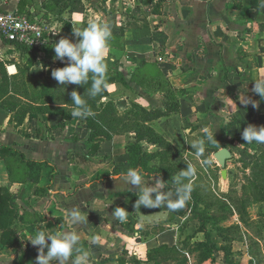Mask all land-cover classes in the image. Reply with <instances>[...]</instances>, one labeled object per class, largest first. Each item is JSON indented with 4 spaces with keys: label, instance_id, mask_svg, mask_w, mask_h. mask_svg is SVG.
Returning <instances> with one entry per match:
<instances>
[{
    "label": "crops",
    "instance_id": "1",
    "mask_svg": "<svg viewBox=\"0 0 264 264\" xmlns=\"http://www.w3.org/2000/svg\"><path fill=\"white\" fill-rule=\"evenodd\" d=\"M101 2L109 11L104 18L98 12L97 21L109 24L112 31L105 62L124 77L108 84L110 99L128 110L165 109L175 104V112L148 124L188 152L192 151V140L205 138V129L222 138L239 127L246 116L240 100L248 95L254 80L264 77V8L258 6L260 0ZM0 6L18 8L55 26L56 35L39 53L41 60L49 53L54 57L52 47L61 37L75 40L72 28H83L90 17L88 0H0ZM252 109V113L248 110L250 115ZM2 111L6 110L0 107ZM227 113L234 115L233 121L229 122ZM7 123L0 121V144H15L31 159L49 160L59 173L48 190L51 195L45 208L34 201V210L25 215L15 196L20 187L17 189L3 171L1 161L7 156L0 152V184L14 202L7 210L8 218L0 223V264H35L38 249L27 238L38 229L53 234L62 231L64 211L74 206L85 217V224L79 227L80 247L90 252L92 264H182L177 257L182 253L188 255L185 264L219 263L217 250L201 263L184 250L179 208L135 209V190L117 189L113 167L129 160L126 145L135 132L111 133L106 143L102 142L105 137L99 136L97 153L88 159L83 156L81 140L71 138L68 130L62 129L61 136L53 137L47 129V136H43L45 130L37 117L17 126L6 127ZM55 131L51 128V133ZM83 133V137L90 134ZM142 144L150 152L162 150L153 143ZM97 174L98 179H94ZM156 178L144 177L149 185ZM117 206L128 211L123 223L111 215ZM196 233L197 239H203L200 226ZM94 236L99 242L90 248Z\"/></svg>",
    "mask_w": 264,
    "mask_h": 264
},
{
    "label": "rangeland",
    "instance_id": "2",
    "mask_svg": "<svg viewBox=\"0 0 264 264\" xmlns=\"http://www.w3.org/2000/svg\"><path fill=\"white\" fill-rule=\"evenodd\" d=\"M88 4L90 17L88 16V22H84V27L89 22L98 20L96 17L98 12L99 17L104 18V14L109 11V6L102 4L101 0H88ZM0 54L4 59V62H0V107L6 110L0 113V121L8 120L6 127H11L17 126L22 119L25 121L29 118L31 121L37 117L43 132L45 130L43 136H47V129L53 137L61 136L62 129L66 132L68 130L71 138L81 140L85 158L91 159L96 155L98 145L101 143L98 137L92 142L88 140L89 136H81L84 131L83 134L90 133L91 127L96 123L95 120L93 119L91 123L87 118L81 119L71 115L73 106L70 93L75 89L83 95L86 90L85 85H68L64 92V89L59 88L61 86L51 76L53 68L63 67L66 62L55 60L49 53L42 60L39 54L31 63L23 53L8 47ZM45 62L48 66H45ZM11 63L17 64L19 72L15 75H10L15 72L14 66L9 67L11 73L5 68V65L8 66ZM251 89L248 90V95L255 94L256 96L252 98L259 100V96ZM83 98L88 101L90 108V104L96 99V97H87L86 93ZM112 101L116 105L119 104L116 110L120 118L130 116L138 119L139 114H136L135 109H125L121 106V102L116 99ZM101 107L98 105L99 110ZM247 107L253 110L251 104L245 106L246 116L239 127L229 130L228 135L222 138L215 137L217 141L214 144L206 142V145L210 147H205V151L200 156H196L193 151L181 150L174 144L175 142L170 141L171 147L162 158L163 164L171 170V173L167 175L170 184H172V176L187 167L185 160L190 162L196 170L191 180L193 198L179 208L178 215L183 218L180 225L184 229V250L188 251L191 257L196 256L195 259L199 263L203 262L201 256L203 249L205 250L207 246L203 245L206 242L205 235H201L203 239L196 238L198 226L201 228V221L192 212L194 206H198L207 216L204 227L211 234V242L218 244L219 252L216 254L220 260L217 264H264V144L255 142L244 144L245 141L241 135L242 130L249 123L256 126L264 125V102L260 103L258 109H254L253 115L248 113ZM44 111L50 113H41ZM128 111L129 115L126 114ZM32 112L38 113L36 117L32 115ZM233 116L228 114L229 122L234 120L231 118ZM139 122L138 120L119 121L115 122L113 128H138ZM102 123L103 128H109V123L106 121ZM49 124L52 127H49ZM51 128L56 131L51 133ZM36 134L40 136V132ZM107 139L109 138L105 137L102 142L106 143ZM195 141L197 140H192L190 143ZM95 145L96 151L92 153ZM222 148H227L231 152V156L224 165L216 157V153ZM159 161V159L156 160V162ZM1 162L4 164L3 171H6L9 180L16 184L17 189L20 187L15 196L20 199L23 214H31L34 210V201L39 202V207L44 209L51 195L46 185L48 166L33 164L27 167L16 157H7ZM223 170H226L225 175ZM94 179H98V174ZM171 252L167 253L168 258L171 257L169 256ZM180 255L177 254L178 260L185 264L189 260L188 255L186 253Z\"/></svg>",
    "mask_w": 264,
    "mask_h": 264
},
{
    "label": "clouds",
    "instance_id": "3",
    "mask_svg": "<svg viewBox=\"0 0 264 264\" xmlns=\"http://www.w3.org/2000/svg\"><path fill=\"white\" fill-rule=\"evenodd\" d=\"M264 8V0H260L258 5ZM72 35L75 40L69 37H61L52 47L54 49V59L66 61L65 66L52 69L51 76L64 92L68 85H87L91 74V86L84 92L87 97L95 98L101 95L108 87L106 82L107 65L105 63L109 51V41L112 31L109 24L93 20L85 27L72 28ZM252 92L259 96V100H254L247 94L240 103L244 106L251 104L254 109H258L261 102H264V77L254 80ZM63 92V93H64ZM77 90L70 93L72 111L71 115L86 119L94 113L89 107L88 101L83 98ZM244 144H264V125L256 126L249 123L242 130ZM215 132L205 129V138L191 143V149L200 156L205 151L206 142L216 143ZM187 167L178 171L172 176V186L174 192L169 191V184L162 178H156L154 183L148 184L144 177V170L137 167H129L126 171L112 175L117 181V189L120 191L135 190L137 199L135 209L141 206L146 208L167 207L174 211L183 207L190 198L192 191L191 180L196 174L195 168L190 162ZM122 181V184L120 183ZM128 211L124 207L117 206L111 213L116 221L123 223L127 218ZM65 225L62 231L53 234L44 230H37L35 234L27 238L31 245L38 249L35 264H92L89 251L80 247L81 236L79 227L85 224V217L75 206L64 211ZM99 237L94 236L89 245L96 246Z\"/></svg>",
    "mask_w": 264,
    "mask_h": 264
},
{
    "label": "trees",
    "instance_id": "4",
    "mask_svg": "<svg viewBox=\"0 0 264 264\" xmlns=\"http://www.w3.org/2000/svg\"><path fill=\"white\" fill-rule=\"evenodd\" d=\"M20 10V9H19ZM20 12L24 13V11L20 10ZM6 43H9L7 40H5ZM15 45V44H12ZM15 50L23 53L27 58L28 61L31 63L34 62L39 55L36 49H29L25 46L21 45H15ZM0 62H4V59H0ZM106 63V62H105ZM15 64L17 67L16 63H11ZM31 65V64H30ZM65 65V64H64ZM107 65V77H106V82L107 84L119 80V77L122 78L121 74H116L115 71H112L111 67L106 63ZM45 66H48L47 62H45ZM5 68H7V65H5ZM19 72L18 67H17V73ZM15 73V74H17ZM13 74V75H15ZM124 79V77L122 78ZM91 86V78H89V83L85 85L86 89L90 88ZM104 98H107V101H103ZM98 105L102 106L101 110L98 109ZM113 103L112 99H110V94L107 90V88L104 90V92L97 96L95 101L90 104L91 109L95 110L92 111L94 115L88 117V121L92 123L93 119L95 120L96 123L93 124L90 130L89 134V141H94L95 138L99 136H103L106 138H110L112 135L111 133H128V132H135V136L133 139H130L126 145V150L127 153L129 154V160L124 163H117L113 167V172L114 174L122 173L126 171L129 167H141L144 172L146 173L145 177H158L162 178L165 181H167V175L171 173V170L163 164L164 156H166L169 147H171V142L169 140V137L165 133H160L158 132L154 127H152L148 122H151L153 120H156L162 116L170 115L171 113L176 111V106L173 104L169 108L165 109H151L147 110L144 108H136L135 111L137 112L136 114L138 115L137 118H132L130 116H126L123 118H120L118 116V111L117 105ZM250 113L251 109H248ZM12 111H14L12 109ZM41 113H50L49 111H44ZM32 114H38V113H33ZM129 115V111L126 113ZM140 121V125L138 128H120V129H114L113 125H115V122L119 121ZM106 121L109 123L108 127L109 128H103V123ZM23 122V119L21 122H19L17 125ZM112 131V132H111ZM143 141H146L148 143H153L161 147V151L159 152H150L148 149L144 147L142 144ZM96 145L94 146V150L92 153L96 151ZM0 152L7 157H16L19 159V162L25 164L27 167L33 165V164H39V165H44L50 167V172H49V178H50V184L48 185V188H52L54 186V180L55 177L58 175V169L55 164L51 163L49 160H35L27 157V155L20 150L19 148L15 147V144H0ZM159 159V162H156V160ZM98 181V180H96ZM169 184V190L174 191V187L170 182L167 181ZM8 190L5 187H2L0 184V223L5 221V218H8L7 215V210L14 204L12 201V198L10 195L7 196ZM9 194V193H8ZM193 198V195L190 194V198L187 200L189 201L190 199ZM192 212L198 216L199 220L201 221V229L204 231L205 237H206V242L203 244L204 246H207V248L204 250L203 249V254L201 257H203V260L206 258H210L214 256V252L218 250V244L215 245L213 242H211V234L205 229V219H206V214L204 213L203 210L199 209L198 206H194L192 208ZM210 240V241H209ZM209 245V247H208Z\"/></svg>",
    "mask_w": 264,
    "mask_h": 264
},
{
    "label": "built area",
    "instance_id": "5",
    "mask_svg": "<svg viewBox=\"0 0 264 264\" xmlns=\"http://www.w3.org/2000/svg\"><path fill=\"white\" fill-rule=\"evenodd\" d=\"M55 35V26L50 22L22 13L18 8L4 9L0 6V53H3L7 47L14 49L15 45L36 49L40 53L46 50L49 38ZM5 40L15 45L8 44ZM0 59H3L2 54ZM10 66L16 68L15 64ZM10 66H7L9 72Z\"/></svg>",
    "mask_w": 264,
    "mask_h": 264
},
{
    "label": "water",
    "instance_id": "6",
    "mask_svg": "<svg viewBox=\"0 0 264 264\" xmlns=\"http://www.w3.org/2000/svg\"><path fill=\"white\" fill-rule=\"evenodd\" d=\"M231 156V152L227 148H222L216 153V157L219 159V161L224 165L226 163V160ZM223 174H226V170H223Z\"/></svg>",
    "mask_w": 264,
    "mask_h": 264
}]
</instances>
